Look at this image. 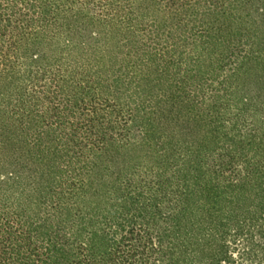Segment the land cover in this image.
Masks as SVG:
<instances>
[{
	"label": "trees",
	"instance_id": "1",
	"mask_svg": "<svg viewBox=\"0 0 264 264\" xmlns=\"http://www.w3.org/2000/svg\"><path fill=\"white\" fill-rule=\"evenodd\" d=\"M0 264H264V0H0Z\"/></svg>",
	"mask_w": 264,
	"mask_h": 264
}]
</instances>
